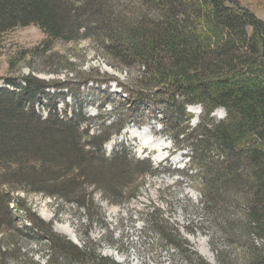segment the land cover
Instances as JSON below:
<instances>
[{"label": "trees", "instance_id": "1", "mask_svg": "<svg viewBox=\"0 0 264 264\" xmlns=\"http://www.w3.org/2000/svg\"><path fill=\"white\" fill-rule=\"evenodd\" d=\"M29 24L49 40L90 39L126 69L137 68L136 86L123 89L129 102L118 109L120 121L89 134L81 105L69 116L54 108L46 116L36 112L35 104L49 95L45 89L64 84L32 73L5 79L11 89L0 88V230L15 224L11 202L21 205L10 188L64 201L91 185L110 200L135 196L136 180L153 165L124 146L106 156L103 144L111 133L103 137V129L146 105L158 107L164 130L178 136L191 118L187 106L199 105L203 117L182 139L191 141L200 204L231 242L242 232L260 238L233 264H264V21L237 0H0V46L7 31ZM217 108L226 115L214 123L208 116ZM28 221L22 237L47 249L45 264H87L86 245L39 218ZM6 252L0 249V257ZM96 255L90 264H121Z\"/></svg>", "mask_w": 264, "mask_h": 264}, {"label": "rangeland", "instance_id": "2", "mask_svg": "<svg viewBox=\"0 0 264 264\" xmlns=\"http://www.w3.org/2000/svg\"><path fill=\"white\" fill-rule=\"evenodd\" d=\"M237 1L264 21V0ZM29 73L51 85L64 84L63 88L45 89L49 95L35 104L36 112L46 116L54 108L59 115L69 116L81 105L86 115L83 125L94 134L120 121L118 109L129 102L123 89L136 86L137 68L126 69L88 38L49 40L37 25L29 24L14 27L2 38L0 88H10L5 79ZM141 108L119 125L103 129V137L111 133L103 144L106 156L124 146L134 159L151 161V172L136 180V195L115 194L110 200L91 185L77 189L75 198L64 201L44 192L10 188L21 205L11 202L15 224L0 230V249L7 251L0 264H33L28 257L35 264H45L47 249L22 237V227L30 225L28 218H39L58 235L78 246L86 245L87 264L96 254L121 264H202V259L208 264H233L252 243L261 244L255 234L242 232L234 243L221 236L218 221L200 204L201 178L190 170L191 141L182 137L201 121V107L187 106L191 118L181 123L186 129L178 136L164 130L158 107ZM225 115L224 109L217 108L208 118L217 123ZM83 194L92 200L82 199ZM80 199L83 204L76 203Z\"/></svg>", "mask_w": 264, "mask_h": 264}, {"label": "bare ground", "instance_id": "3", "mask_svg": "<svg viewBox=\"0 0 264 264\" xmlns=\"http://www.w3.org/2000/svg\"><path fill=\"white\" fill-rule=\"evenodd\" d=\"M63 230V229H62ZM66 231V230H65ZM64 232V231H63Z\"/></svg>", "mask_w": 264, "mask_h": 264}]
</instances>
